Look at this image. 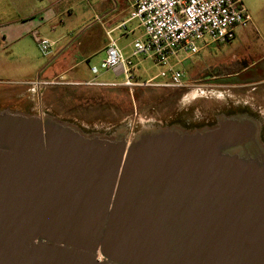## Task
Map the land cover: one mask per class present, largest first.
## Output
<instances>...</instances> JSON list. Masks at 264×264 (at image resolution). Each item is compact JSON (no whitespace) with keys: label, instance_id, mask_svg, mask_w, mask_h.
Masks as SVG:
<instances>
[{"label":"water","instance_id":"obj_1","mask_svg":"<svg viewBox=\"0 0 264 264\" xmlns=\"http://www.w3.org/2000/svg\"><path fill=\"white\" fill-rule=\"evenodd\" d=\"M256 128L171 126L125 152L0 110V264H264Z\"/></svg>","mask_w":264,"mask_h":264},{"label":"rangeland","instance_id":"obj_2","mask_svg":"<svg viewBox=\"0 0 264 264\" xmlns=\"http://www.w3.org/2000/svg\"><path fill=\"white\" fill-rule=\"evenodd\" d=\"M242 2L253 22L246 28L238 29L232 41L213 44L178 64L177 69L182 72L187 84L183 89L150 86L129 89L121 85L92 87L83 84H48L39 89L31 86L3 87L0 88V102L4 105L0 104V110L54 117L86 136L108 140L112 145L122 143L125 152L141 134L152 137L153 132L171 126L180 130L184 129L183 126L203 123L213 117L216 121L230 117L233 114L224 113L222 106L226 100L238 97L231 91L232 75L239 72L250 74L252 68L249 65L264 56V43L258 41L261 40L258 38L259 31L264 32V10H256V6L246 0ZM126 15L127 18L128 11ZM92 28L93 31L90 27L81 28L73 35L72 51H76L62 70V80L122 82L123 75L116 76L111 71L100 69V62L105 57V37L100 28ZM127 28L135 29L121 39L119 32L113 33L112 37L125 55L130 56L132 41L141 35V29L137 28L135 21L130 22ZM57 47L59 43L53 50ZM26 54L34 65L8 58L6 68L9 72L0 77L9 81L26 79L35 67L46 68L50 61V57L39 53L35 44L27 47ZM182 57L179 54V58ZM131 60L136 65L133 73L138 83L159 73L160 68L143 55L131 57ZM92 66L98 68L97 74L91 73ZM246 66L248 69L242 71ZM245 78L246 75L241 76V79ZM240 97L238 100L243 102L248 100L244 95ZM176 119L179 121L176 122ZM131 129H134L132 133ZM135 133L137 137L134 139ZM254 149L261 161L264 147L259 145Z\"/></svg>","mask_w":264,"mask_h":264},{"label":"built area","instance_id":"obj_3","mask_svg":"<svg viewBox=\"0 0 264 264\" xmlns=\"http://www.w3.org/2000/svg\"><path fill=\"white\" fill-rule=\"evenodd\" d=\"M132 21L141 29V35L132 41L131 55H124L117 45V40L110 37V31L107 33L105 57L99 65L104 71H111L116 76L123 75L122 82L50 84L183 89L187 84L182 72L177 69L178 64L212 44L232 41L236 37V31L248 27L252 18L241 0H131L127 19L116 29L125 31L127 24ZM32 38L42 56L53 55L55 42L38 32H33ZM179 54L183 57L179 58ZM138 55L151 59L153 64L160 68L157 75L143 83L136 82L137 78L133 73L136 65L131 57ZM90 71L97 74L98 68L92 66ZM43 85L48 83H31V87L37 89Z\"/></svg>","mask_w":264,"mask_h":264},{"label":"crops","instance_id":"obj_4","mask_svg":"<svg viewBox=\"0 0 264 264\" xmlns=\"http://www.w3.org/2000/svg\"><path fill=\"white\" fill-rule=\"evenodd\" d=\"M246 2L256 6V10L258 8L260 11L264 10V0H246ZM130 3L131 0H0V76H3L6 71L9 72L6 68L8 58L23 63H33L26 54L27 47L35 44L32 38L33 32H38L41 36L50 39L55 42V45L59 43V47L50 56L46 68L35 67L29 78L18 81H9L0 77L2 82L0 88L18 86L28 88L36 81L45 84L79 82L62 80V70L76 51V49L72 51L74 50L71 40L73 35L81 28L90 27L93 31L92 27L97 26L105 37L103 46L105 49L108 43V32L111 31V38L113 33L119 32L121 39L131 33L130 31H134L135 28L132 30L127 28L125 31L116 29L127 19L126 13L129 12ZM123 10H125L124 13L121 12ZM259 32L258 38L261 40L258 41L264 43V32ZM254 42L257 43V41Z\"/></svg>","mask_w":264,"mask_h":264},{"label":"flooded vegetation","instance_id":"obj_5","mask_svg":"<svg viewBox=\"0 0 264 264\" xmlns=\"http://www.w3.org/2000/svg\"><path fill=\"white\" fill-rule=\"evenodd\" d=\"M251 69L250 74L243 72L232 75L231 91L235 92L236 99L226 100L223 103L222 109L224 113L233 114L234 117L245 116L251 119L257 127L258 141L264 146V56L252 62L249 65ZM248 67H244L242 71H246ZM246 75L245 79L241 76ZM246 97L248 100L243 102L240 96ZM260 102V103H259ZM11 103V102H10ZM2 104V102H0ZM4 105V104H2ZM208 119L203 123L196 125L183 126L185 129L193 130L203 127H211L216 124V117ZM179 121L176 119V122ZM179 123V122H178ZM174 124V123H172ZM183 125V124H182ZM134 129L130 130L132 133Z\"/></svg>","mask_w":264,"mask_h":264}]
</instances>
